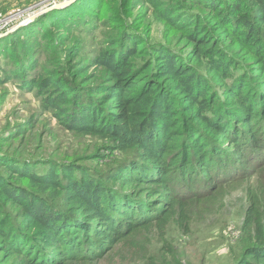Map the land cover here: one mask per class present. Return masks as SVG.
Listing matches in <instances>:
<instances>
[{
    "label": "trees",
    "instance_id": "1",
    "mask_svg": "<svg viewBox=\"0 0 264 264\" xmlns=\"http://www.w3.org/2000/svg\"><path fill=\"white\" fill-rule=\"evenodd\" d=\"M146 1L185 31L193 45L187 54L168 43L131 46L126 34L124 47L99 48L83 69L39 67L26 58L25 67L5 76L22 79L19 87L65 132L95 139L108 168L98 171L77 158H24L17 148L3 150L15 136H0L1 264L10 257L9 264H92L143 231L164 230L175 215L186 228L194 202L212 197L196 198L201 182L217 189L237 179L244 165L264 166V157L258 161L264 151V0ZM200 3L203 12L187 10ZM104 4L78 0L44 16L65 25L76 16H97ZM37 25L41 30L35 21L19 33L39 39L37 46L43 38L47 51L54 50L61 43L55 26L38 36ZM96 68L103 76H84ZM95 76L100 80L89 84ZM244 227L235 264H264V182L248 189Z\"/></svg>",
    "mask_w": 264,
    "mask_h": 264
},
{
    "label": "rangeland",
    "instance_id": "2",
    "mask_svg": "<svg viewBox=\"0 0 264 264\" xmlns=\"http://www.w3.org/2000/svg\"><path fill=\"white\" fill-rule=\"evenodd\" d=\"M41 1L0 0V136H15L14 140L4 143L3 150L13 152L17 148L23 152L24 158L36 160L77 158L98 171L108 168L105 165L108 160L104 157L105 153H99L94 148L95 139L80 138L65 132L53 119L51 112L42 110L39 100L31 91L19 87L22 79L7 81L5 76L12 75L11 72L17 66L25 67L22 64H25L26 58L30 65L36 62L39 67L44 64L57 68L61 63L62 69L67 72H73L78 67L83 69L88 65L86 62L94 60L93 54L99 48L112 43H116V48L124 47L122 43L126 34H132L130 45L139 43L138 48L161 42L170 44L177 52L187 54L193 45L182 28L168 23L146 0H102L105 4L104 7L100 6L97 16L87 15L81 21L79 17H73L77 11H69V16L74 19L65 25L45 18V13L70 6L78 0H59V6L48 11H44ZM67 1H71L70 4L61 5ZM187 10L197 13L203 12L206 7L200 3L187 7ZM35 21L41 29L37 25L38 36L49 25L55 26L53 32L60 35L61 43L52 47L54 50L47 51V41L43 38L42 45L37 46L39 39L19 33L20 29L31 27ZM120 21L123 22L122 26H113ZM56 25L59 27L56 28ZM69 25L77 27L69 35H62ZM11 51L14 52L13 56ZM93 73L103 76L101 68L90 69L84 76H92ZM257 74L262 81V73ZM83 80L79 79L78 82L82 83ZM99 80L98 76L90 77L88 83ZM212 143L225 146V142H219L218 139ZM258 154V161H262L260 158L264 157V151H258ZM247 166L242 167L237 179H229L220 188L215 189L211 181L201 182L202 189L196 196L207 194L212 197L194 202L188 212L186 228L179 224L178 216L175 215L164 230L154 227L143 231L132 242L118 243L92 264H235L240 258L246 237L244 220L248 189L257 188L264 182V166L255 169ZM1 256L0 260L6 259ZM13 260L14 257H10L7 264Z\"/></svg>",
    "mask_w": 264,
    "mask_h": 264
},
{
    "label": "built area",
    "instance_id": "3",
    "mask_svg": "<svg viewBox=\"0 0 264 264\" xmlns=\"http://www.w3.org/2000/svg\"><path fill=\"white\" fill-rule=\"evenodd\" d=\"M41 5L45 7L44 11H48L49 9L55 7L56 5L59 4V0H42L40 2ZM32 18V17H31ZM29 18V19H31ZM2 19V14L0 13V20ZM29 19L25 20L24 23H26Z\"/></svg>",
    "mask_w": 264,
    "mask_h": 264
},
{
    "label": "water",
    "instance_id": "4",
    "mask_svg": "<svg viewBox=\"0 0 264 264\" xmlns=\"http://www.w3.org/2000/svg\"><path fill=\"white\" fill-rule=\"evenodd\" d=\"M73 1H74V0H73ZM70 2H71V1H67V2L62 3L61 5H67V4H70ZM57 6H59V4L56 5L55 7H57ZM55 7H53V8H55Z\"/></svg>",
    "mask_w": 264,
    "mask_h": 264
}]
</instances>
